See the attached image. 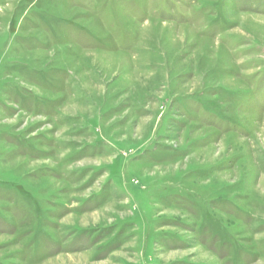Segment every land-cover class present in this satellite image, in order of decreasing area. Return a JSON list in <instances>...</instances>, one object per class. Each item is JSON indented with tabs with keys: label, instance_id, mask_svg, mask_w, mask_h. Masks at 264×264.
Wrapping results in <instances>:
<instances>
[{
	"label": "rangeland",
	"instance_id": "374dc122",
	"mask_svg": "<svg viewBox=\"0 0 264 264\" xmlns=\"http://www.w3.org/2000/svg\"><path fill=\"white\" fill-rule=\"evenodd\" d=\"M0 264H264V0H0Z\"/></svg>",
	"mask_w": 264,
	"mask_h": 264
}]
</instances>
